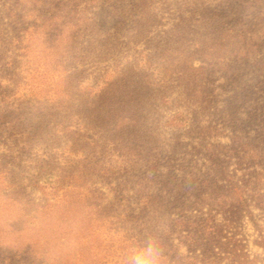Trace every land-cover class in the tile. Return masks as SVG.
Returning <instances> with one entry per match:
<instances>
[{
	"label": "rangeland",
	"instance_id": "374dc122",
	"mask_svg": "<svg viewBox=\"0 0 264 264\" xmlns=\"http://www.w3.org/2000/svg\"><path fill=\"white\" fill-rule=\"evenodd\" d=\"M213 168L264 196V0H0V264L177 257L169 190ZM253 215L227 229L264 255Z\"/></svg>",
	"mask_w": 264,
	"mask_h": 264
},
{
	"label": "trees",
	"instance_id": "16d2710c",
	"mask_svg": "<svg viewBox=\"0 0 264 264\" xmlns=\"http://www.w3.org/2000/svg\"><path fill=\"white\" fill-rule=\"evenodd\" d=\"M7 9L12 12L10 8ZM14 16L21 19L23 14L14 13ZM16 37L20 36L16 34ZM219 173L213 168L211 172L194 178L191 184V180H188L177 184V187L171 186L169 192L173 193L178 202L169 204L178 208L175 221L181 222V243L184 244L185 251L176 257L171 244L164 243L166 264H264V255L250 253L243 240L227 229L241 214L246 215L257 226L253 220V208H264L263 193L257 191L250 203L242 193L243 189L235 183L227 186L218 184L215 178ZM225 187L232 195L231 200L223 193ZM180 192H187L188 197L177 199ZM204 195L207 196V202L202 200ZM218 196L224 200L215 199ZM207 206L209 210L205 212L204 208ZM219 210L223 217L217 221L213 213ZM169 228H172V224ZM257 243L264 245V238L261 236Z\"/></svg>",
	"mask_w": 264,
	"mask_h": 264
},
{
	"label": "clouds",
	"instance_id": "9594fccd",
	"mask_svg": "<svg viewBox=\"0 0 264 264\" xmlns=\"http://www.w3.org/2000/svg\"><path fill=\"white\" fill-rule=\"evenodd\" d=\"M126 264H166L159 230H148L132 240L127 249Z\"/></svg>",
	"mask_w": 264,
	"mask_h": 264
}]
</instances>
